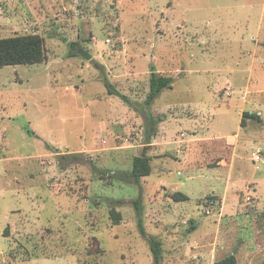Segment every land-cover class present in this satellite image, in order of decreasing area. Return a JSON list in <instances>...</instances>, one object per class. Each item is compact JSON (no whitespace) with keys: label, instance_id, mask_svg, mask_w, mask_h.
<instances>
[{"label":"rangeland","instance_id":"374dc122","mask_svg":"<svg viewBox=\"0 0 264 264\" xmlns=\"http://www.w3.org/2000/svg\"><path fill=\"white\" fill-rule=\"evenodd\" d=\"M17 36L45 59L0 68V264H153L150 236L161 264H264V0H0ZM152 66L173 82L146 108ZM146 141L138 215L109 175Z\"/></svg>","mask_w":264,"mask_h":264},{"label":"trees","instance_id":"16d2710c","mask_svg":"<svg viewBox=\"0 0 264 264\" xmlns=\"http://www.w3.org/2000/svg\"><path fill=\"white\" fill-rule=\"evenodd\" d=\"M77 44L72 43L70 45L71 50H75ZM45 59V50L42 40L38 36H17L8 39L0 40V68L7 66H18V65H36L40 64ZM172 78L164 77L159 75L155 68L152 66L150 70V79H149V93L146 97L144 106L147 108L151 103L156 100L163 90L171 88ZM106 92L110 96H116L120 98L122 102L126 104H131L128 97L120 94L117 90H114L112 85L108 82H105ZM135 105V104H133ZM131 104V106H133ZM141 108L143 106H140ZM139 109L141 110V108ZM135 108V109H134ZM135 112H137L136 107L133 106ZM252 119L259 122V119L256 115L250 113H243L241 117L240 126L243 128L245 124V119ZM149 119V118H148ZM152 131L151 136L155 135L154 128L149 130ZM148 131V132H149ZM149 141V139H147ZM146 141V147L144 148L140 156H136L132 160L131 171L128 173H115L109 175L111 180H119L121 182L131 184L138 187V197L132 201L133 208L135 212L140 215L142 211V185L141 179L148 177L151 174L150 159L146 156V149L150 148V142ZM80 155L72 154L71 158L76 160ZM99 179H105V172L99 171ZM174 202H185L188 201L186 195L175 192L171 196ZM119 202V201H117ZM110 220L112 225H119L121 221L120 214L114 209L111 208L109 211ZM7 229L5 230V236H7ZM140 232L143 237H146V233L142 226L140 225ZM148 242L153 264H161L162 258V249L161 243L154 236L146 237ZM216 264H236V259L233 255L228 256Z\"/></svg>","mask_w":264,"mask_h":264},{"label":"built area","instance_id":"2783aa9c","mask_svg":"<svg viewBox=\"0 0 264 264\" xmlns=\"http://www.w3.org/2000/svg\"><path fill=\"white\" fill-rule=\"evenodd\" d=\"M230 92H231L230 90H228L226 92L227 97H230V95H231ZM251 157H252L253 161L261 162L264 165V156L261 154L260 150L252 153Z\"/></svg>","mask_w":264,"mask_h":264},{"label":"water","instance_id":"95a60500","mask_svg":"<svg viewBox=\"0 0 264 264\" xmlns=\"http://www.w3.org/2000/svg\"><path fill=\"white\" fill-rule=\"evenodd\" d=\"M78 54L81 56V57H83L84 59H86V60H89V59H91V56L89 55V54H87L85 51H83V50H79L78 51Z\"/></svg>","mask_w":264,"mask_h":264},{"label":"crops","instance_id":"0c3cea01","mask_svg":"<svg viewBox=\"0 0 264 264\" xmlns=\"http://www.w3.org/2000/svg\"><path fill=\"white\" fill-rule=\"evenodd\" d=\"M189 142L191 143V140Z\"/></svg>","mask_w":264,"mask_h":264}]
</instances>
